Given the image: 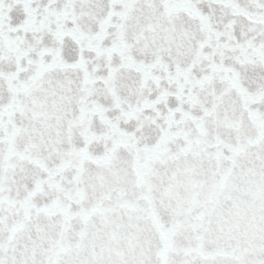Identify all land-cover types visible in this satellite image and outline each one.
Instances as JSON below:
<instances>
[{
    "label": "snow or ice",
    "instance_id": "snow-or-ice-1",
    "mask_svg": "<svg viewBox=\"0 0 264 264\" xmlns=\"http://www.w3.org/2000/svg\"><path fill=\"white\" fill-rule=\"evenodd\" d=\"M0 264H264V0H0Z\"/></svg>",
    "mask_w": 264,
    "mask_h": 264
}]
</instances>
